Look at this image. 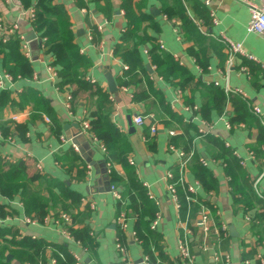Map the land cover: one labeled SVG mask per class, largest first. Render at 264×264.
I'll use <instances>...</instances> for the list:
<instances>
[{
  "label": "crops",
  "instance_id": "obj_1",
  "mask_svg": "<svg viewBox=\"0 0 264 264\" xmlns=\"http://www.w3.org/2000/svg\"><path fill=\"white\" fill-rule=\"evenodd\" d=\"M55 4L65 9L80 54L91 62L85 81L92 90L74 95L76 86L60 89V79L48 69L54 61L52 55L37 41L30 43V58L23 55L30 62L32 77L12 76L13 81L0 90V156L9 158V164L26 163L28 177L39 178L33 182V190L50 200L49 215L69 213V229L88 232L94 246L87 248L74 238L68 241L54 223L31 217L35 214H30L21 193L8 197L0 192L5 214L0 218L4 264H52L61 252L77 255L81 264H126L117 253L118 240L128 251L129 263L146 264L143 246L133 237L141 213L133 212L124 187L131 171L137 173L148 197L150 194L158 203L149 197L154 211L162 216L157 233L164 254L176 264L178 242L186 234L187 212L179 217L167 193L165 175L173 172L177 177V152L194 153L185 179L196 189L197 202L204 203L211 213L212 232L205 237L193 221L196 207L191 210L187 228L192 234L187 238L195 264H224L221 259L225 255L231 264H261L258 256L264 257V210L253 189L259 180L258 189L264 195L261 123L255 115L244 123H233L231 102L223 114L216 109L204 110L214 101L213 90L238 97L250 106L264 107V38L248 32V7L237 0H57ZM0 12L8 28L17 24L18 33L25 38L32 32L39 37L25 18L20 0H0ZM222 35L241 44L258 63L239 56L229 67ZM122 56L130 62L138 60L133 78L127 76L130 69ZM3 59L0 57V76L5 79L8 68ZM158 64L164 66L158 69ZM107 74L114 78L116 93L109 91ZM227 87L241 90L247 100L227 95ZM137 94L142 102L136 101ZM69 96H73L71 110L67 108ZM42 102L47 105H39ZM98 114L106 115L119 135L109 147L99 140L106 154L88 135L79 139L83 121L91 126ZM16 116L18 122L13 121ZM137 116L148 120L131 133L128 119L133 122ZM203 122L212 125L207 138L198 134ZM154 123L158 132L153 137L150 128ZM171 132L175 136H170ZM74 137L79 139L77 150ZM232 158L239 165L231 166ZM199 159L206 163L202 167L211 178L208 188L198 181ZM90 161L99 166L100 173ZM228 163L237 178L235 188ZM108 164L112 175L107 180L102 172ZM112 176L121 201L110 191ZM122 215L127 217L125 231L118 225ZM147 215L145 212L144 222ZM27 219L36 221L28 224ZM29 243L43 246L40 258H26ZM218 254L221 261L216 260Z\"/></svg>",
  "mask_w": 264,
  "mask_h": 264
},
{
  "label": "trees",
  "instance_id": "obj_2",
  "mask_svg": "<svg viewBox=\"0 0 264 264\" xmlns=\"http://www.w3.org/2000/svg\"><path fill=\"white\" fill-rule=\"evenodd\" d=\"M56 1L57 0H20V5L25 10H28L30 8L35 9V22L32 24V27L33 30L39 35V38L46 40L44 43V48L47 49V51L53 57L54 61L52 67L56 70L57 77L60 79V83L58 86L60 87V89H66L67 87L76 86L77 90L74 93V95H76L79 92L92 90V87L85 81V74L86 71L91 67V62L86 57L80 54L79 46L75 43V35L70 31L66 11L63 7L55 4ZM79 1L81 0H77V2ZM182 16L184 17L183 14ZM118 50L116 51V54H118ZM156 50H158L157 46L154 47L153 51L155 52ZM134 53L137 55V57H139L138 51H135ZM2 56H4L3 65L8 68L7 73L9 75L13 76L14 78L20 77L21 79L32 77L30 62L25 59L22 53V41L20 40L19 36L14 38L13 40L11 38L7 43H3L0 39V57ZM127 57L131 58L132 56L128 54ZM122 58L124 60V63L128 65L130 69V72L127 74V76L132 77L133 74L131 73L137 71L136 65L138 64V60L130 62L128 58H125L124 56H122ZM139 64L141 63L139 62ZM163 66L164 65L158 64L157 68L159 69ZM131 83L135 84L136 81L132 80ZM125 85L129 86L128 83H125ZM97 93L100 95L99 90L97 91ZM212 94L214 96V101L210 105H206L204 107V110L206 112L209 113L211 110L216 109L223 114L227 106L226 104L228 102H231L235 112V116L232 119L233 123H244L247 118H252L253 114L251 112V107L244 100L235 96L228 97L219 90H213ZM73 96L70 101V106L73 102ZM101 99L104 100V97L102 96ZM136 101L142 102L141 95H136ZM39 105L47 104L42 102ZM90 128L91 132L99 140L103 141L106 146H108L111 142L113 143L117 138H119L117 130L114 129V126L110 123V120L106 115L98 114L97 120L92 122ZM260 135V140L261 142H263V127L260 128ZM147 138L148 140L150 139L149 136H147ZM192 160H194V158ZM197 162L200 170L198 171L200 172L198 181L203 186L208 188L210 186L209 184H211L210 175H208L204 170V167H202L200 159L197 160ZM233 165H239L238 161L233 159L231 166ZM228 168V174L229 176L231 175L233 177V185L235 188V181L237 180V178L231 174L229 163ZM28 176V168L26 166V163L18 162L16 164H9L8 161L0 159V192L8 197H13L18 193H21L22 197H24L25 199L24 202L26 204V207H28L30 214H35V216L31 217L37 219V221H45V219L51 213L50 200L44 198L40 191L33 190V182L39 180V178H29ZM111 183L113 186L116 185L115 177L113 178V176ZM124 187L126 188L127 193L130 195L133 212L141 213V215H138L139 219L137 222L135 234L137 240L141 242L143 246L145 257L149 259L150 264H175L169 261L167 256L164 254L163 247L161 246V236L157 233V231L151 230L150 225L155 219L157 212L154 211V202H151V200L149 199L148 192L146 188L139 182L137 173L135 171H131L129 173L128 181L124 185ZM250 191L254 192L252 188H250ZM178 192L182 204L181 213L183 214V216H185L188 209L186 195L183 189L180 187L178 188ZM258 201L262 205L264 210V202L262 200ZM203 204L204 203L199 201L198 204H194L192 206L196 207V212L194 213L193 219L194 222L200 212V205ZM145 212L148 214L147 216L149 219L144 222L143 217ZM4 216V209L0 207V218L4 219ZM32 221L35 222L36 220ZM69 232L74 239L80 241L85 247L93 248L94 244L88 232L75 233L72 229H69ZM1 242H4V232L0 234V247L2 246ZM40 245L41 244L35 243H33L32 246L30 245V243L26 244V247L29 246L27 248L29 253L25 254L28 260H34L38 257L40 258L41 253H43V246ZM56 263L75 264V261L73 259V256L67 254V252H61ZM0 264H4L3 254H0ZM176 264H180V261L178 260Z\"/></svg>",
  "mask_w": 264,
  "mask_h": 264
},
{
  "label": "built area",
  "instance_id": "obj_3",
  "mask_svg": "<svg viewBox=\"0 0 264 264\" xmlns=\"http://www.w3.org/2000/svg\"><path fill=\"white\" fill-rule=\"evenodd\" d=\"M11 1L19 2V0H11ZM237 1L244 3L249 9L250 21L248 24V32L253 33V34H257V35L264 38V0H237ZM25 18L32 25L35 22V9L30 8V9L26 10ZM102 29H103V27L100 26L99 30H102ZM18 31H19V27L17 24L8 28L7 26H5L4 19L0 17V39H1V41L3 43H7L12 37H18L19 36L20 40L22 41V53L25 55L26 58H30V56H31V52H30V48H29L30 43H27L25 41V37L22 34H19ZM36 41L40 44V46L42 48H44V43L46 40H43L42 38L37 37ZM221 43L224 45L225 50L228 54L227 64L229 67L232 65L234 58L239 57V56L243 57L244 59H247L249 61H252L254 63H258L257 60L253 56L249 55L246 52V50L243 48V46L241 44L231 41L229 38H227L224 35H222V37H221ZM161 48L163 49V46H161ZM262 68L264 70V66H262ZM48 69L54 77H57L56 70L53 67H49ZM5 74H6L5 79H2L0 76V90L5 89V83L7 81H9V82L13 81V77L11 75H9L8 73H5ZM92 83H95V82L92 81ZM217 87H218V85H217ZM225 93L227 95L228 94L240 95L243 97V99L247 100L246 94H244L241 90H237V89L234 90V89H230L229 87H227V89L225 90ZM179 95H181V92H179ZM71 99H72V96H69L67 98L68 110H71V106L69 104ZM263 106H264V102H263ZM250 107H251L252 114L255 115L259 119L261 126L264 128V107H263V109L258 107V106H250ZM195 110H196V108H195ZM147 120H148L147 117L137 116L134 118L133 123L135 124L136 127H142L146 124ZM13 121L18 122L19 118L17 116L14 117ZM47 122L49 123L50 121L47 119ZM225 123H226L227 129H231V125L228 122H225ZM90 129L91 128H90L89 122L83 121L82 130L79 131V136L88 135L90 137V140H92V142H94V143H97L100 150L106 154L107 149H106L105 145L101 141H99V139L94 134L90 135V133H89ZM211 130H212V125L207 123V122H203L201 127L199 128L198 134H199L200 138H206V137L211 135ZM157 132H158L157 125H156V123H154L150 128L151 136H153V137L156 136ZM175 134H176L175 132H171L170 136H175ZM0 137H1V133H0ZM9 139H11V138H9ZM62 140H63V142H65L66 139L62 138ZM75 148L77 150V146H75ZM170 149H171V151L176 150L173 147H171ZM177 154H178L179 160H180L179 167H178L179 172H178L177 177L175 176V174L173 172H168L165 175L166 189H167V193L171 197V201H172L173 205L175 206L179 217H180V213L182 210V204H181L178 188L179 187L182 188L183 191L185 192L186 202L188 205L187 217H186V221H185V225H184V229L186 231V234H185L184 240H180L178 242L179 261L181 264H195V259H194V256L192 255V252H191V249L189 246V242H188V238H187L188 234H192V232L190 230H188L187 227H188V223L190 221L192 206L194 204H198V202H197V191L193 186L188 184V182L185 179V173H186L187 167H188L189 163L192 161V159L194 158V153L193 152H190V153L177 152ZM0 159L4 160V161H9V158H6V157L0 156ZM130 164L134 165V163L132 161H130ZM201 164L206 167V163L203 160H201ZM38 169L41 170V166L38 165ZM111 175H112L111 166H110V164H108L107 165V176L110 177ZM227 180L229 182L231 181L230 178H227ZM258 182H259V180L254 184L253 188H254L258 198L264 202V195L258 189ZM110 191L112 192L113 196L118 201L122 200V196L115 186L111 185ZM149 197H150V199L154 200L150 194H149ZM155 203L158 206V203L156 201H155ZM200 206H201V209H200L198 216L196 217L195 226L197 228L201 229V231L205 237H208L209 234L211 233V228H210V222H211L210 214L211 213L207 207H205L203 205H200ZM161 220H162L161 214L157 213L155 216V219L152 221L151 226H150L152 231H157L159 222ZM246 220H247V222H251L250 217H247ZM26 223L33 224L34 221L27 219ZM44 223L45 224L54 223L55 226L60 230V233L62 234V236L66 240L71 241V242L75 241L73 239V236L69 232V226H71V224H72V218H71L70 214L62 213V214H59L57 217L55 215H49L45 219ZM118 225L120 226L122 231L127 230V217H126V215H122L118 219ZM223 232L225 233L224 237L227 238L228 232H227L226 227L223 228ZM133 237L136 238L135 233L133 234ZM77 244L79 245L80 243L77 242ZM116 244H117V246H116L117 253H118L120 259H122V261L126 264H132V263H129V261H128V251H127L126 247L123 245V243H121L118 240L116 242ZM72 256H73V259L75 261V264H81L80 259L77 255L73 254ZM220 259H221V256L218 254L216 256V260H220ZM221 260L224 264H231L230 257L228 255H225V257ZM258 260L260 261L261 264H264V257L263 256H258ZM144 262L146 264H150L149 259L147 257L144 258L143 263ZM52 264H57V263L54 260L52 262Z\"/></svg>",
  "mask_w": 264,
  "mask_h": 264
},
{
  "label": "water",
  "instance_id": "obj_4",
  "mask_svg": "<svg viewBox=\"0 0 264 264\" xmlns=\"http://www.w3.org/2000/svg\"><path fill=\"white\" fill-rule=\"evenodd\" d=\"M80 34V33H79ZM37 40V35L32 32L30 33L26 38H25V41L27 43H33ZM107 82H108V87H109V91L111 93H116L118 91V88L116 86V83L114 81V78L112 77V75H109L107 74ZM129 125H130V132L131 133H134L136 131V127L135 125L133 124L132 122V119L129 118ZM77 129H79L78 126H76ZM75 139H73L72 141L74 142V144H76V146L80 147V144H79V139L80 138H84L83 136H79V139L77 137H74ZM88 145L90 146V144L88 143ZM90 164L95 168V170L97 171V173H100V170H99V166L96 165L95 163H93L92 161H90ZM102 174H105V178L108 180L109 177L107 176V168H105L102 172ZM109 185V184H108ZM109 188H110V185H109Z\"/></svg>",
  "mask_w": 264,
  "mask_h": 264
},
{
  "label": "rangeland",
  "instance_id": "obj_5",
  "mask_svg": "<svg viewBox=\"0 0 264 264\" xmlns=\"http://www.w3.org/2000/svg\"><path fill=\"white\" fill-rule=\"evenodd\" d=\"M3 18V17H2Z\"/></svg>",
  "mask_w": 264,
  "mask_h": 264
}]
</instances>
